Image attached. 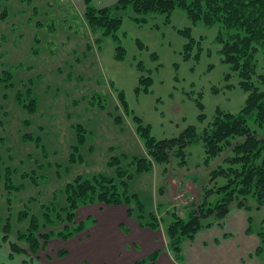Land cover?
<instances>
[{
  "label": "rangeland",
  "instance_id": "rangeland-1",
  "mask_svg": "<svg viewBox=\"0 0 264 264\" xmlns=\"http://www.w3.org/2000/svg\"><path fill=\"white\" fill-rule=\"evenodd\" d=\"M79 1L0 0V229L7 223L12 228L8 238L0 231L1 240L18 241L15 236L27 231L33 215L43 224L50 213L58 223L55 214L68 204L67 186L79 175H110L120 182L118 165L110 162L115 157L133 173L124 179L129 193H137L145 204L143 221L152 220L150 213L158 215L160 225L150 228L161 232L162 239L176 216L188 219L194 211L201 221L216 222L223 203L229 207L240 201L250 207L255 233L264 234V203L260 205L253 194H241L235 181L230 186L235 193L232 188L224 192L220 188L228 178L212 173L219 165L229 167L223 162L227 151L208 164L202 141L188 144L185 154L178 155L166 146L172 163L154 159L152 168L137 172L139 159L148 157V152L136 116L150 125L152 136L163 140L190 125L202 132L219 109L243 108L248 92L238 71L223 60L220 40L222 34L243 30L226 28L221 22L193 21L185 7L175 8L169 16L141 13L131 5L115 9L116 1L109 6L114 16L122 18L118 40L104 35L102 29L95 31ZM119 44L125 49L123 58L117 57ZM257 63L258 73H264V50L257 54ZM10 69L13 76L6 80ZM149 75L152 82L144 85L141 78ZM30 93L36 100L35 112L27 106ZM166 169L192 180L199 194L194 189L181 197L180 189L165 194ZM8 172L15 185L12 191L7 187ZM231 194L233 200L226 198ZM133 204L139 221L136 200ZM85 205L77 210L78 220ZM91 224V219L85 220L86 227ZM61 226L51 224L48 229ZM50 240L46 250L50 254L65 247L58 235ZM82 242L78 238L66 258L80 254ZM17 243L28 257L37 258L26 242ZM261 244L264 247L263 240ZM259 258L264 264V250ZM88 263L114 264L110 260Z\"/></svg>",
  "mask_w": 264,
  "mask_h": 264
},
{
  "label": "trees",
  "instance_id": "trees-1",
  "mask_svg": "<svg viewBox=\"0 0 264 264\" xmlns=\"http://www.w3.org/2000/svg\"><path fill=\"white\" fill-rule=\"evenodd\" d=\"M86 1L84 17L91 27L98 31L102 29L104 35H113L119 40L117 31L122 25V18L113 15L111 6L98 7L92 4L91 0ZM131 5L138 12H162L172 13L177 7H185L193 19L199 21L203 19L208 24L221 22L226 28L241 29L243 31L230 33L227 36L221 35L223 60L232 65L241 77V86L248 92L246 102L238 112H228L219 109L213 121L209 126L199 131L195 125L188 126L178 136L157 140L151 134L150 125H144L142 119L136 116L139 127L138 130L145 138L148 157L140 158L137 165V172L152 168V162L166 161L171 162L168 155V149H174L173 155L185 154V146L188 144L202 141L206 151V163L227 151L223 159L224 163H228L229 167L225 168L219 165L212 171L214 177L224 175L228 178L226 185L221 190L235 193V187L232 186L233 181L240 184V193L247 197L253 194L259 204L264 203V73L257 71V54L264 50V0H118L115 9L126 8ZM7 13V10H6ZM5 14V13H4ZM145 20V19H144ZM243 32V33H242ZM91 45V44H89ZM190 44L187 45V48ZM125 54L124 47L119 44L117 57L123 58ZM140 68L143 64L139 63ZM12 69L7 71L6 80L13 76ZM258 79L259 83L254 80ZM144 85H150L152 82L151 75L141 78ZM120 100L129 110L124 92L119 94ZM31 112L36 110V100L30 93V104L27 105ZM203 109L204 105L200 102ZM125 110V112H127ZM202 118L204 115L201 116ZM117 120L121 121L118 117ZM255 123L256 127L251 124ZM84 131V129H80ZM81 141L84 135L80 136ZM229 152V153H228ZM111 164L118 165V177L121 181H117L116 177L110 175L96 174L93 177H84L79 175L72 183L67 186V206L58 211L54 215L47 213V220L41 224L36 215L32 216L31 223L27 231H21L15 238L18 241H24L28 244V248L32 253L36 254L40 249L45 248L49 244V240L58 235L63 239H69L73 235L86 229L85 221L77 219V210L82 204L94 203L97 201L106 204L125 203L129 205V214L134 217L135 206L133 201L136 200L139 210L138 219L142 226H149L155 229L160 225L157 215L150 213L152 220L143 221L146 217L145 204L140 200L137 193H129L128 181L124 179L126 176H132L129 169L124 168L120 163V158L115 157ZM127 169V170H126ZM12 173L8 172L7 187L12 191L15 187L11 178ZM235 176L237 177L234 180ZM229 187V188H228ZM233 200V195L229 197ZM239 205L244 206L248 210L249 205L244 201H240ZM229 207L223 203L217 216L219 221L226 215ZM192 211L188 219L176 216V219L170 222L167 229L168 247L179 260L182 256V245L184 240L191 239L198 230L203 227L210 226L214 221L203 222ZM219 214V213H218ZM137 218V217H136ZM250 220L252 217L250 216ZM64 224H60V223ZM61 226V228L48 229V225ZM252 225V224H251ZM44 226V228H42ZM253 230V227H250ZM3 231L5 238L12 235V228L9 223L5 224ZM259 236L264 242V234L261 232ZM11 242L13 253L26 252L17 242ZM264 247L262 244L258 247V253H262ZM65 251H59L62 254ZM160 254V250H154L148 259L155 262ZM143 261L137 262L142 264Z\"/></svg>",
  "mask_w": 264,
  "mask_h": 264
},
{
  "label": "crops",
  "instance_id": "crops-1",
  "mask_svg": "<svg viewBox=\"0 0 264 264\" xmlns=\"http://www.w3.org/2000/svg\"><path fill=\"white\" fill-rule=\"evenodd\" d=\"M116 1L118 0H95V4L109 6ZM79 3L85 10L86 1L80 0ZM166 173L168 178L163 187L165 194L178 189L183 193L189 189H194V192L197 190L192 180L179 178L168 169ZM175 196L174 194L173 198ZM102 203L97 201L86 204L79 210L80 220L91 219L93 224L74 238L64 239L65 243L62 245L65 247L61 249L65 251L64 255H58L59 252L56 254L55 251L53 254L47 252L49 244L40 249L37 258L28 257L26 252L15 254L11 249L10 239L4 241L0 237V264H83L88 263V260H110L114 264H137L139 261H143L142 264H262L259 258L261 253L257 252L261 238L254 229L250 230L252 219H249V210L238 203L229 206L226 215L219 221L201 228L193 238L184 240L179 260L167 245V235L162 239L161 232L140 225L137 218L128 213L127 204ZM124 224L128 227L127 231L123 230ZM78 238L83 240L79 247L80 254L66 258L71 253L69 247L73 248L72 245ZM157 249L160 254L153 262L148 256Z\"/></svg>",
  "mask_w": 264,
  "mask_h": 264
},
{
  "label": "bare ground",
  "instance_id": "bare-ground-1",
  "mask_svg": "<svg viewBox=\"0 0 264 264\" xmlns=\"http://www.w3.org/2000/svg\"><path fill=\"white\" fill-rule=\"evenodd\" d=\"M183 195V192H181V195H180V197ZM175 199H178V198H176V196L174 197Z\"/></svg>",
  "mask_w": 264,
  "mask_h": 264
}]
</instances>
